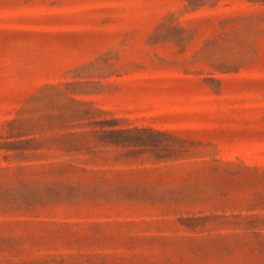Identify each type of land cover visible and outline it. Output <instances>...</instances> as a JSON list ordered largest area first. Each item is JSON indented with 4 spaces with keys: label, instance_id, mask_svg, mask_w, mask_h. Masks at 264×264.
<instances>
[{
    "label": "rangeland",
    "instance_id": "374dc122",
    "mask_svg": "<svg viewBox=\"0 0 264 264\" xmlns=\"http://www.w3.org/2000/svg\"><path fill=\"white\" fill-rule=\"evenodd\" d=\"M0 264H264V0H0Z\"/></svg>",
    "mask_w": 264,
    "mask_h": 264
}]
</instances>
